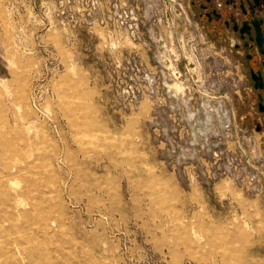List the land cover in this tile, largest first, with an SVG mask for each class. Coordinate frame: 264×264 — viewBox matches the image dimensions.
<instances>
[{
	"label": "rangeland",
	"instance_id": "obj_1",
	"mask_svg": "<svg viewBox=\"0 0 264 264\" xmlns=\"http://www.w3.org/2000/svg\"><path fill=\"white\" fill-rule=\"evenodd\" d=\"M194 1L0 0V264H264L262 199L207 178L248 68Z\"/></svg>",
	"mask_w": 264,
	"mask_h": 264
},
{
	"label": "built area",
	"instance_id": "obj_2",
	"mask_svg": "<svg viewBox=\"0 0 264 264\" xmlns=\"http://www.w3.org/2000/svg\"><path fill=\"white\" fill-rule=\"evenodd\" d=\"M221 59L224 60L222 67L225 69L226 66L227 72V70L231 69V66L226 63L225 59ZM226 59L227 61L233 62L232 67L234 71H236L237 63L231 59V53L228 54ZM238 65L241 64L238 63ZM246 85L245 82L241 89L245 88L246 90ZM234 92L238 93L239 91ZM233 119L234 115L232 116L227 110L223 111L221 127L222 131L226 132L227 136V140L224 142V153L231 157L232 153H234L236 149H239L243 154V159H239L236 165L230 164L229 167L220 169L216 165L220 158L217 153H215L214 161L210 164V168H207V178L211 182L222 177L233 179L249 196L257 199L261 198L264 203V140L257 136L259 134L258 132L242 129ZM219 154L221 155L222 153Z\"/></svg>",
	"mask_w": 264,
	"mask_h": 264
},
{
	"label": "water",
	"instance_id": "obj_3",
	"mask_svg": "<svg viewBox=\"0 0 264 264\" xmlns=\"http://www.w3.org/2000/svg\"><path fill=\"white\" fill-rule=\"evenodd\" d=\"M234 1L237 2V11L241 15V18H239V23H236L234 19L232 20L234 25L233 31L240 34L241 40H246L244 47L250 46V43L255 44L259 53L264 55V19L259 17L260 13L264 15V0ZM229 41L233 48H239L238 45L233 43V40L229 39ZM250 79L253 82L255 90L263 89L264 81L261 73L251 70ZM259 107L261 109L262 105L260 104Z\"/></svg>",
	"mask_w": 264,
	"mask_h": 264
},
{
	"label": "flooded vegetation",
	"instance_id": "obj_4",
	"mask_svg": "<svg viewBox=\"0 0 264 264\" xmlns=\"http://www.w3.org/2000/svg\"><path fill=\"white\" fill-rule=\"evenodd\" d=\"M193 4L197 5L198 10L200 11L201 17H204L207 24L214 25L213 27H216V29L219 31L220 36H222L221 34L223 30V33L225 32L224 37L228 36L230 33H233L239 37L241 45L238 44L232 36L227 38V41H228L227 43L229 47L232 48V50L236 51V50H239L241 47H243L244 49H248V51H249V47L251 48L255 47L257 49L256 45L251 44V43H250V46L248 45V47H244V43L246 42V40H241L240 34L238 32L233 31L234 25L232 23V20L234 19L236 23H239V18H241V15L237 11L238 10L237 2H235L234 0H195ZM229 39L233 40V43L235 45H238L239 48L238 49L233 48L231 46ZM256 67L259 68L257 71L254 70L253 68L248 69L247 76H248L249 82L251 81L250 71L253 70L254 72H259L262 75L261 68L264 67V63L263 65H260V67L258 65H256ZM262 78H263V75H262ZM251 83L253 85L252 81ZM260 104L262 105L261 109L259 107ZM258 109L261 111H264V103L263 101L261 102V99H258Z\"/></svg>",
	"mask_w": 264,
	"mask_h": 264
},
{
	"label": "crops",
	"instance_id": "obj_5",
	"mask_svg": "<svg viewBox=\"0 0 264 264\" xmlns=\"http://www.w3.org/2000/svg\"><path fill=\"white\" fill-rule=\"evenodd\" d=\"M198 15L200 16V11L198 12ZM259 17L264 19L263 13H260ZM208 26H210L213 33H216L220 38H223V39H220L221 41H225V39L232 36L236 40V42L241 45V42H240L239 37L237 35L230 33L229 34L230 36L228 35V36L224 37V35H225V32H224L221 34L222 36H220L219 31L216 29V27H213L214 25H208ZM236 53L239 54V58H241V60H243V62H246V66L248 69L253 68L254 70L257 71L259 68L256 67V65H258L260 67V65H263V63H264V55H261L259 53V50H257L255 47H253V48L249 47V51H248V49H244L243 47H241L239 50H236ZM248 56H251V57H248ZM261 72H262L263 80H264V67L261 68ZM251 85H252V83L250 81V86ZM251 88H252V92L248 94V96H249V112H248V114H249V117L252 118L251 119L252 123L250 124V127L252 129H255V131H257V132H259V131L261 132L264 130V128H263L264 127V116L261 118L259 116L255 117V113L253 111L254 105L250 104L254 100H251L250 97L254 96V97H256L257 101H258V99H261V102L264 101V87L262 90H255L253 85H252ZM258 112L264 115V111L259 110Z\"/></svg>",
	"mask_w": 264,
	"mask_h": 264
},
{
	"label": "bare ground",
	"instance_id": "obj_6",
	"mask_svg": "<svg viewBox=\"0 0 264 264\" xmlns=\"http://www.w3.org/2000/svg\"><path fill=\"white\" fill-rule=\"evenodd\" d=\"M4 255V254H3ZM42 258V257H41Z\"/></svg>",
	"mask_w": 264,
	"mask_h": 264
}]
</instances>
